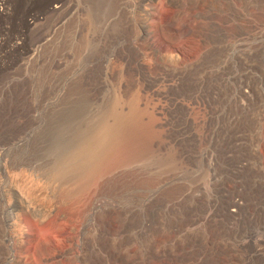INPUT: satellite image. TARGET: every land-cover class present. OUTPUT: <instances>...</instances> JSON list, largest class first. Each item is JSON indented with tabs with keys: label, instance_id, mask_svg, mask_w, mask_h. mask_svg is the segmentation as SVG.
I'll return each instance as SVG.
<instances>
[{
	"label": "rangeland",
	"instance_id": "1",
	"mask_svg": "<svg viewBox=\"0 0 264 264\" xmlns=\"http://www.w3.org/2000/svg\"><path fill=\"white\" fill-rule=\"evenodd\" d=\"M3 8L0 264H264V0Z\"/></svg>",
	"mask_w": 264,
	"mask_h": 264
},
{
	"label": "bare ground",
	"instance_id": "2",
	"mask_svg": "<svg viewBox=\"0 0 264 264\" xmlns=\"http://www.w3.org/2000/svg\"><path fill=\"white\" fill-rule=\"evenodd\" d=\"M1 1L2 2H4V3H6V0H0V3H1ZM58 9V7L57 6H51V5H48V6H46L45 8H44V11H41V12H37V13H35L33 16H31V18H30V20L28 21V22H25L24 23V25L28 28H30V27H35L41 20H43L44 19V16H46V14L48 13V12H51V11H56ZM8 15V10L7 9H5V8H3V9H0V18H5L6 16ZM58 22V21H57ZM57 22H55V24H53V27H54V25H55V27H56V25L58 24ZM143 26V25H142ZM140 27H141V25H140ZM142 28V27H141ZM43 38H44V36H43ZM42 38V39H43ZM41 39V38H40ZM45 39H46V37H45ZM39 41V40H38ZM43 42H45V41H43ZM38 43H40L41 44V42L39 41ZM40 44H38V45H40ZM44 44V43H43ZM35 45H36V43H35ZM42 45V44H41ZM41 45H40V47H41ZM9 46V45H8ZM39 46H37V47H34L33 49H32V47L30 46V48L32 49L31 50V53H30V55L29 56H31V55H34L36 52H37V50L40 48ZM27 52H28V49H27V51H26V54H27ZM26 54H25V56H26ZM28 54H29V52H28ZM6 55V54H5ZM8 56V55H7ZM32 57V56H31ZM27 58H28V56H27ZM29 59V58H28ZM28 61V60H27ZM116 120H117V122L118 123H120V120L121 119H118V117L116 118ZM121 126V125H120ZM117 129V127L116 128H111V129H109V130H107V131H105L103 134H102V136L98 139V142L95 144V146H98V147H101V146H105L104 148L105 149H102V151H105L103 154H106V151H108L109 152V149L113 146V145H116V141H117V139H118V137H121L122 135V133H123V131L121 132V133H119L118 131L119 130H116ZM119 129H121V128H119ZM113 138V139H112ZM112 139V140H111ZM111 151V150H110ZM112 152V151H111ZM102 156H105V155H102ZM102 156H101V158H102ZM99 158V157H98ZM99 159V162H101V160H103V159ZM93 160V159H92ZM94 161V160H93ZM108 161V160H107ZM95 163H94V167H97V166H99V165H97L96 166V162L97 161H94ZM98 162V163H99ZM93 162H91V166L93 167V164H92ZM97 163V164H98ZM90 165H89V167L88 168H90L91 167ZM93 167V168H94ZM99 167H97V169H98ZM88 170H90V169H88ZM96 169L94 168V171H95ZM91 171V170H90ZM90 171L89 172H87V175H88V173H90ZM92 172V171H91ZM93 173V172H92ZM231 206L232 207H234V208H238L239 207V203H237V202H232V204H231ZM234 211V210H233ZM7 262H8V264H9V258H8V260H7Z\"/></svg>",
	"mask_w": 264,
	"mask_h": 264
}]
</instances>
